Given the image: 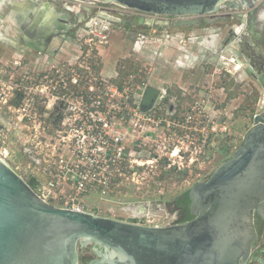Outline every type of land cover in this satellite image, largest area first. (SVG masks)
I'll use <instances>...</instances> for the list:
<instances>
[{
  "label": "rangeland",
  "instance_id": "rangeland-1",
  "mask_svg": "<svg viewBox=\"0 0 264 264\" xmlns=\"http://www.w3.org/2000/svg\"><path fill=\"white\" fill-rule=\"evenodd\" d=\"M225 6L205 15L168 16L98 0H0V157L26 181L48 174L40 157L35 158L41 162L33 160L34 143L55 132L48 104L56 70L70 73L89 65L110 81L115 64L124 69L123 81L125 70L136 69L145 78L152 68L151 78L171 96L178 92L186 99L180 85L199 89L201 106L218 122L200 168L156 171L145 184L109 194L94 190L83 204L126 221L175 223L172 202L197 182L196 174L206 179L239 147L253 116L264 109V56L250 54L257 50L245 33L244 10ZM89 246L79 248V264L91 259ZM254 250L246 264H264V245Z\"/></svg>",
  "mask_w": 264,
  "mask_h": 264
},
{
  "label": "water",
  "instance_id": "water-1",
  "mask_svg": "<svg viewBox=\"0 0 264 264\" xmlns=\"http://www.w3.org/2000/svg\"><path fill=\"white\" fill-rule=\"evenodd\" d=\"M98 1L168 16L205 15L221 4L253 14L258 2ZM158 94L148 85L141 110H149ZM188 196L189 220L160 226L126 221L44 200L0 157V264H79V248L89 244L97 258L88 264H246L257 237L254 216H264L263 113L253 116L239 147Z\"/></svg>",
  "mask_w": 264,
  "mask_h": 264
},
{
  "label": "built area",
  "instance_id": "built-area-1",
  "mask_svg": "<svg viewBox=\"0 0 264 264\" xmlns=\"http://www.w3.org/2000/svg\"><path fill=\"white\" fill-rule=\"evenodd\" d=\"M123 70L114 66L110 81L89 65L70 73L56 70L48 104L55 132L34 143V158L46 164L44 172L48 168L44 180L36 177L35 190L44 200L89 211L83 197L91 191L109 194L122 186L145 184L156 171L191 172L200 166L218 122L201 106L199 89L181 99L171 96L163 83H154L151 71L144 78L136 69L125 70L128 78L120 81ZM148 85H155L159 94L153 106L142 111L140 101ZM24 151L30 152L27 147Z\"/></svg>",
  "mask_w": 264,
  "mask_h": 264
},
{
  "label": "flooded vegetation",
  "instance_id": "flooded-vegetation-1",
  "mask_svg": "<svg viewBox=\"0 0 264 264\" xmlns=\"http://www.w3.org/2000/svg\"><path fill=\"white\" fill-rule=\"evenodd\" d=\"M225 8L229 9L230 7L225 6ZM230 9H232V8H230ZM242 9L244 11L241 12L240 15H241V18L244 20L245 31H246L245 33L248 34L249 39L252 40V42H253L256 50H257V53H254L253 51H250V54H251V56H253L255 58H256V55H257V57L259 55H261V56L263 55L264 56V0H258L257 5H256V9H255L253 14H249L248 13L249 12L248 9H245V8H242ZM259 52H261V53H259ZM114 66H115V64L112 66V68ZM112 68H111V70H112ZM180 87L182 89L181 92L184 95H187V92L188 93L192 92V89H190L189 87H184L182 85H180ZM177 94H178V92H177ZM198 96H199V93H198ZM262 113L264 114V109L262 110ZM184 193H185V191L182 192L176 198L182 197L184 195ZM167 204L168 203L164 204L165 205L164 209H166ZM187 207L189 209V212L191 213L190 202L187 205H185V202L182 201V202H180L177 205V208H176V210H177L176 222H180L179 220H181L182 216H185ZM142 210H144V209H137L136 211H137V213H142V214L145 213ZM137 213H135V214H137ZM134 216H137V215H134ZM254 224H255V228H256V232H257V237H256V240L254 241V247L252 249L250 257L255 252L254 249H255L256 246L264 245V216L259 215V214H255V216H254ZM89 247H90V249L92 251V254H91V257H90L91 259H89L86 264H88V262L90 260H92L94 258H97L96 254H95V252L93 250L92 245L89 246ZM262 257H264V256H262Z\"/></svg>",
  "mask_w": 264,
  "mask_h": 264
},
{
  "label": "trees",
  "instance_id": "trees-1",
  "mask_svg": "<svg viewBox=\"0 0 264 264\" xmlns=\"http://www.w3.org/2000/svg\"><path fill=\"white\" fill-rule=\"evenodd\" d=\"M34 189L37 188V179L32 177V179H30L29 181H27ZM184 201L185 202V205H187L189 202H190V199H189V196H188V190L185 191L184 195L180 198H176L172 204H174V208L176 209L177 208V205ZM193 217V215H191V213L189 212V209L188 207L186 208V214L185 216H182L181 220H179L180 222L181 221H186V220H189Z\"/></svg>",
  "mask_w": 264,
  "mask_h": 264
},
{
  "label": "crops",
  "instance_id": "crops-1",
  "mask_svg": "<svg viewBox=\"0 0 264 264\" xmlns=\"http://www.w3.org/2000/svg\"><path fill=\"white\" fill-rule=\"evenodd\" d=\"M183 57H181V59H182ZM150 69V71L152 70V68H149ZM152 72V71H151ZM111 74V71H108V74L107 75H110ZM151 77V76H150ZM152 81L154 82V83H157V84H159L160 82L159 81H155L154 79H152Z\"/></svg>",
  "mask_w": 264,
  "mask_h": 264
},
{
  "label": "bare ground",
  "instance_id": "bare-ground-1",
  "mask_svg": "<svg viewBox=\"0 0 264 264\" xmlns=\"http://www.w3.org/2000/svg\"><path fill=\"white\" fill-rule=\"evenodd\" d=\"M221 5H224V4H221ZM144 211V210H143Z\"/></svg>",
  "mask_w": 264,
  "mask_h": 264
}]
</instances>
